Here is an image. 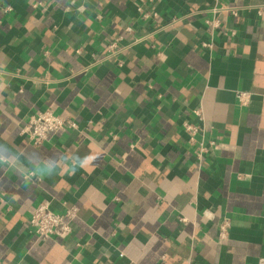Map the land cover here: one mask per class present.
<instances>
[{
  "label": "crops",
  "instance_id": "obj_1",
  "mask_svg": "<svg viewBox=\"0 0 264 264\" xmlns=\"http://www.w3.org/2000/svg\"><path fill=\"white\" fill-rule=\"evenodd\" d=\"M198 107L221 145L202 159ZM47 109L79 130L37 147L21 129ZM0 142L94 157L30 184L0 170V264H264V0H0ZM42 200L78 207L65 240L32 234Z\"/></svg>",
  "mask_w": 264,
  "mask_h": 264
},
{
  "label": "built area",
  "instance_id": "obj_2",
  "mask_svg": "<svg viewBox=\"0 0 264 264\" xmlns=\"http://www.w3.org/2000/svg\"><path fill=\"white\" fill-rule=\"evenodd\" d=\"M146 1V0H142ZM5 11H11V6H4ZM138 11L145 18L150 16H155L156 13L152 14L150 11H143L141 5L137 6ZM232 13L237 15L236 9H232ZM207 24L213 28H218L221 25V21L216 18L213 20H208ZM128 32H132L133 28L128 26L126 28ZM234 34V32L232 31ZM121 38L111 42L108 45V50L116 54L119 52L118 41ZM203 46H210L209 42H202ZM237 98L241 106H245L250 101V93L248 92H238ZM196 121H184L182 128L186 134L189 142L195 144L199 142V146L196 149V155L198 159L202 157L212 149H218L221 145L214 139H209L208 142L205 141L206 128L204 125V117L202 114V109L200 107L195 109ZM76 131L79 130V123L72 117L56 114L53 111L41 110L30 116L29 120L25 123L21 129V134L25 135L34 146H42L45 142L50 140L52 134L59 131ZM201 139L199 140V138ZM241 175V174H240ZM240 177V176H239ZM79 215V210L77 206L71 205L67 206L64 211L59 212L51 208L50 204L46 200L39 202L29 219V227L32 234L36 236L39 240L43 242L57 238L59 240H65L73 231V223ZM231 220L228 216H223L219 222V240L221 242L225 241L229 234L231 228ZM123 256V254H121ZM188 264H198L196 260L189 258Z\"/></svg>",
  "mask_w": 264,
  "mask_h": 264
},
{
  "label": "clouds",
  "instance_id": "obj_3",
  "mask_svg": "<svg viewBox=\"0 0 264 264\" xmlns=\"http://www.w3.org/2000/svg\"><path fill=\"white\" fill-rule=\"evenodd\" d=\"M94 159L91 155L53 154L47 157L27 152L9 142H0V170L12 172L26 184L44 181L64 173L75 174L87 169Z\"/></svg>",
  "mask_w": 264,
  "mask_h": 264
}]
</instances>
